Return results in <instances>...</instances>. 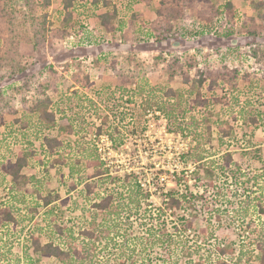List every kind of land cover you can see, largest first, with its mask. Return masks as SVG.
I'll use <instances>...</instances> for the list:
<instances>
[{
	"label": "rangeland",
	"instance_id": "rangeland-1",
	"mask_svg": "<svg viewBox=\"0 0 264 264\" xmlns=\"http://www.w3.org/2000/svg\"><path fill=\"white\" fill-rule=\"evenodd\" d=\"M130 1L98 0L93 5L92 0H88L90 4L77 5L69 19H64L62 0H50L47 7H43L41 0L34 4H30L31 0L13 2L24 12L34 8L40 21L46 17V24L44 38L38 40L34 54L21 58L24 68L19 73L7 77L6 69H0V75L6 76L0 80V105L5 111L0 112L4 123L0 126V134L6 135L0 154H5L9 148L16 153L19 146L15 145L26 140L34 143L40 150L33 157L36 166L25 171L26 177L19 180V186L31 187L27 177L34 175L43 179V193H58L68 202L64 205L58 200L51 203L56 208L53 218L45 217L43 207L32 212L33 215L26 212L32 217L25 219L11 235H4L11 225H0V264H17V256H20L19 264H58L56 259L32 251L30 259L26 258L22 251L28 236L37 234L46 241L52 219L67 228H74L77 233L90 216L88 212L82 214V206L88 205L83 187L93 169L84 168L73 175L62 163H54L45 169L46 164L40 161H46L47 156L41 150L42 139L38 138L57 137L72 144L81 140L91 147L98 142L106 148V137L114 126L120 130L122 143L110 151L105 149L103 168L108 169L110 176L120 179L130 172L140 176L150 193L148 207L153 212L160 210L155 218L165 223V230L179 234L187 245L182 250L188 252L180 256V262L192 258L196 262L201 259L202 264H214L218 254L216 244L221 242L227 256L232 257L238 251L239 242L250 240L247 231L259 221L258 216L254 213L235 216L234 211L241 208L243 201L256 199L260 191L258 186L264 185V0H231L235 11L233 18L229 15L218 17L212 29L204 28L200 34L197 33L200 31L199 19L186 10L180 27L168 35V39L159 41L157 34L149 35L159 0L135 2L134 12L138 18L136 22L132 21L127 40L102 24L100 16L114 8L116 16L123 17ZM224 1L212 0V3L221 6ZM84 9L95 15H82ZM2 44L1 37L0 50ZM133 63L138 65L141 74L132 83L119 86L112 68L128 74ZM198 69L209 73L208 80L198 92L186 96V101L199 94L207 101L204 106H193L189 101L190 112L177 115L178 119L172 121L162 112L154 111L153 102H169L159 87L187 95L189 85L184 80L187 75L189 79L193 78ZM211 79L216 81L212 88L208 86ZM43 82H55V87L39 93L36 90ZM155 88L156 92L152 93ZM44 98L64 111L57 115L56 128L40 133L29 130L23 135L17 129L18 125H13L14 119L23 111V102L30 107ZM13 109L15 114L11 112ZM235 114L238 120L232 118ZM251 114L257 123L246 125L242 122L243 117ZM192 115L200 121L197 131L191 124ZM220 121L232 125L234 136L226 138L224 143L219 141L217 126ZM180 123L182 133L179 129L176 131ZM68 124L73 125L72 134L67 131ZM98 128L103 131L98 133ZM194 132L201 134L200 139L205 140V147L213 154L210 158L214 163L210 167H197L191 161L184 163L181 158V153L192 144ZM227 152L235 162L229 168L239 172L237 178L240 179L230 178V171L224 167L223 156ZM62 153L60 150L50 161ZM176 172L183 178L179 183L175 181ZM254 175L258 178L257 184L253 183ZM246 180H249L247 184L241 186L240 182L244 184ZM4 183L0 186V210L11 195L6 188L10 180L7 178ZM71 184L77 186L69 191ZM112 185L120 188L114 183L108 186ZM19 186L13 190L14 195L21 193ZM170 190L179 194L192 192L191 202L183 203L177 210L166 208L165 195ZM99 191L104 192V188ZM145 216L131 218L135 222L130 220L133 224L130 237L133 232L138 233L137 227L144 222ZM217 216L220 218L216 219ZM180 220H184V224L189 222L188 228L178 226L176 230L172 227ZM54 237L65 250H71L59 235ZM152 252L150 264H173L172 259L181 254L180 249H174L166 260L168 257L163 249L155 248ZM201 256H210V260L208 257L203 260ZM251 264H259V253L255 254Z\"/></svg>",
	"mask_w": 264,
	"mask_h": 264
},
{
	"label": "trees",
	"instance_id": "trees-1",
	"mask_svg": "<svg viewBox=\"0 0 264 264\" xmlns=\"http://www.w3.org/2000/svg\"><path fill=\"white\" fill-rule=\"evenodd\" d=\"M14 1L0 0V38L2 37L3 39L0 50V69H6L7 77H12L24 68V65L21 63V58L27 54H34L38 40L41 37L44 38L43 33L46 24V17L43 16V20L40 21L39 17L37 18L35 15L34 8L24 12L16 7L13 3ZM35 1L31 0L30 4H34ZM41 1L43 7L50 5V0ZM62 1L65 10L64 19H69L74 14L73 10L77 5L87 6V3L91 2H87L88 0ZM97 1L92 0L93 5H96ZM140 1L143 0H131L125 6L122 13L124 14L123 17L116 16L117 11L115 8L111 12L103 13L100 16L102 24L106 29L112 30L113 34L120 33L123 39L127 40V33L133 26L132 21L136 22L138 18V15L134 12V4ZM158 3L159 8L156 9V19L151 24L149 34H157V41L168 39V35L171 36L177 30L176 28L180 27L186 10H190L199 19L197 21L200 25V31H195L199 34L203 32L202 29L204 28L212 29L215 25L216 18L226 15L232 16L233 18L235 13L231 0L224 1L221 6L214 5L212 0H159ZM87 11L84 9L81 11V14L87 17L91 14L95 15V12L89 13L90 11ZM115 17L117 18L113 19ZM188 63L192 62L189 61ZM133 65L135 67L133 66L128 74H124L122 70L112 68L120 84L119 86L132 83L134 79L139 77L141 71L138 65L134 63ZM208 76L209 73L203 69L196 70L195 76L191 79L187 75L184 80L189 85L187 95L176 94L172 88L165 89L159 87L163 92L164 98H167L169 102L170 100L173 101L170 103L165 100L153 102L155 105L154 111L162 112L167 120L172 121L178 119L177 115H184L186 112H190L189 109L191 106L189 101L193 103V106H204L207 101L199 94L195 99L189 100L190 98H188L187 101L186 96L192 95L195 91L198 92L199 88L208 80ZM4 77L6 76L0 75V80ZM87 81L88 78H86ZM215 84L216 81L211 79L208 86L212 88ZM50 87H55V82H43L36 91L44 93ZM140 89H142L141 86ZM152 91V93L156 92V88L152 89ZM176 97L177 100H174ZM50 104L51 101L48 98L39 99L30 107L24 101L22 104L23 111L14 119L13 125H18L17 129L23 132V135L25 134L24 132L27 133L29 130L35 131V133H40L44 130H54L57 126L58 113L62 114L64 111H61L58 106H52ZM150 106L152 107L153 105ZM0 112H5L2 111V105H0ZM11 112L15 114L16 110L13 109ZM232 118L238 120L236 114ZM190 120L193 128H195L194 131H197L200 121L193 115L190 117ZM242 122L246 125H253L257 123V120L251 114L244 116ZM3 124V117L0 116V126ZM68 125L67 131L69 134H72L74 132L73 125ZM180 125L176 128V131L179 129L182 133L183 129L182 125ZM217 129L220 132L219 141L221 143H224L223 141L226 138L234 137L232 135V125H225L224 121L218 122ZM102 131V128H98V133ZM194 133L192 144L181 153V158L184 163L191 161L197 167H210L214 163V160L210 158L213 154L209 148L205 147V140L200 139L199 136L201 134H198V132ZM109 134L113 147L121 145L122 137L120 130L116 126L112 128ZM5 138L6 135L0 134V147L4 145ZM38 139H42L41 150L47 156L46 161H40L41 164H46L45 169L54 163L65 164L69 173L72 175L81 172L84 168L93 169L92 175H89L83 187L84 199L88 201V205L82 206V214L84 213L83 215H85L88 212L90 216L87 224L78 229L77 233L74 232V228H67L57 223L55 219L50 220L49 222L52 228L47 233L48 238L46 241H42L39 236H36L37 234L28 236L27 243L22 251L26 258L30 259V252L32 251L44 257L54 258L58 264H150L152 263V250L158 248L166 252V256L168 257L166 260L169 259L174 249L176 251L180 249L181 254L179 253L180 255L177 258L172 259L173 264H202L201 259L196 262L192 258H187L180 262V256L188 252V250L186 252L182 250L183 248H187V245L179 234L165 230L163 226L165 223L155 218L160 210L153 212L148 207L147 200L150 193L143 186V180H141L140 176L133 172L123 175L122 179L110 176L108 169L103 168L105 162L100 159L97 148L95 146H89L87 142L84 143L81 140H76L72 144L70 142H64L57 137L49 138L44 136H40ZM23 143L25 144L23 145ZM23 143L20 142L15 145L19 146L16 153L13 152V149L9 148L5 154H0V186L5 184L4 182L8 178L10 183L7 184L6 188L11 193L8 196V201L5 203L7 205L4 204V207L0 210V225L3 227L11 225L12 227L4 235H11L25 219H29L28 217L31 218L33 215L32 212L37 211L39 207H43L45 217L53 218L56 208L51 203L58 200L61 205H64L68 202L67 198L62 199L58 193H43L41 190L43 179H39L34 175L27 177V182L31 184V187L19 186V180L26 177L25 171L32 168L30 166H36L33 157L40 152V150L36 149L34 143L29 140ZM60 150H63V153L59 155L61 158H58V156L56 159L50 161V158L56 156ZM259 153L261 155V152ZM257 157L260 158L259 154ZM223 158L224 167L231 174L229 177L232 179L235 178L236 180L240 179L237 178L240 173L235 172L233 168H229L231 164L234 165L235 163L231 158V154L227 152ZM181 172L183 173L184 171ZM175 175L176 183L183 180L181 178L182 175H179L178 172ZM253 177H255L253 183L257 184V176L254 175ZM248 181L246 180L244 184L240 182V185L244 187ZM111 183L118 184L120 188L116 189V186L113 185L112 187L108 186ZM17 186L21 189V193L14 195L13 190ZM76 186L75 184H71L69 191L74 190ZM100 188H104V192H100ZM258 188L260 191L259 196L254 199L256 201L253 199L245 200L241 208L234 211L235 216H238V213H240L239 215L246 216L254 213L258 216L259 221L253 225V228L247 226L250 229V231H247L250 234V236H247V239L250 240L246 241L244 239L239 242L238 251L232 257L227 256L226 249L221 242L216 244L215 247L218 254L213 260L215 261L214 264H251L257 253H259V264H264V185L261 184ZM92 195L94 196L92 197ZM192 196V192L179 194L174 192V190H170L165 195L166 208L173 210L180 209L183 203L191 202ZM26 212H30L32 215L28 216ZM142 215H146V218H144V222L141 221L139 223L140 227H137L138 233L134 234V232H131L133 236L131 238L129 232L130 228L133 227L131 218ZM219 218L220 216H217L216 219ZM180 221L179 224L175 222V225L172 227L176 230H178V226L188 228L189 222L184 224V220ZM185 222L187 221L185 220ZM201 231L204 232V229ZM17 232L20 233L19 230ZM56 234L62 238L63 242L67 243L68 248L70 246L71 250H65L62 244L58 243L54 237ZM19 257H16L17 264L20 263ZM206 257L210 260V256ZM206 257H202V259L207 260Z\"/></svg>",
	"mask_w": 264,
	"mask_h": 264
},
{
	"label": "built area",
	"instance_id": "built-area-1",
	"mask_svg": "<svg viewBox=\"0 0 264 264\" xmlns=\"http://www.w3.org/2000/svg\"><path fill=\"white\" fill-rule=\"evenodd\" d=\"M87 28H88V26H87ZM89 29H91V28L89 27ZM93 145H95V147L97 148L98 155L100 156V159L103 161L105 160L104 156L106 155L105 149H108L110 151V149L113 147V144H112L109 136L106 137V148L102 147L101 144H99L98 142H96V144H93Z\"/></svg>",
	"mask_w": 264,
	"mask_h": 264
}]
</instances>
